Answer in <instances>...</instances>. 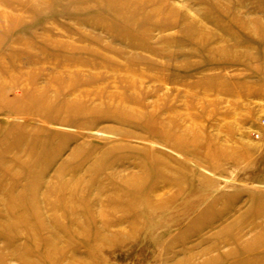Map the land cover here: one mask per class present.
I'll use <instances>...</instances> for the list:
<instances>
[{"label":"rangeland","instance_id":"rangeland-1","mask_svg":"<svg viewBox=\"0 0 264 264\" xmlns=\"http://www.w3.org/2000/svg\"><path fill=\"white\" fill-rule=\"evenodd\" d=\"M0 264H264V0H0Z\"/></svg>","mask_w":264,"mask_h":264}]
</instances>
